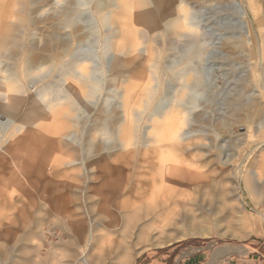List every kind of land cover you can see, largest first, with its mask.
<instances>
[{
	"label": "rangeland",
	"instance_id": "374dc122",
	"mask_svg": "<svg viewBox=\"0 0 264 264\" xmlns=\"http://www.w3.org/2000/svg\"><path fill=\"white\" fill-rule=\"evenodd\" d=\"M240 2L247 11L244 19L229 4L223 7L212 0L191 4L201 33L198 48L186 58L190 76L179 102L180 82L175 79L162 85L150 80L151 85L157 84V91L146 100L144 84L151 77V67L150 57L145 55L152 41L142 44L140 39L144 52L135 56L136 67L131 74L119 66L115 37L109 36L113 25L103 16L120 9V0L3 1L8 27L16 28L14 33H19L27 50L37 54L30 64H18L16 72L21 84L24 82L20 78L26 74L43 75L48 66L68 58L77 47L88 58L81 69L90 70V81L86 95L74 99L65 113L50 116L56 124L66 121L71 126L61 135L68 149L62 157L45 151L54 128V122H50L47 129L50 117L43 118L37 124L39 128L19 123V115L36 90V85L25 84L27 96L9 129L15 125L22 128L13 135L6 163L0 168V243L9 245V255L0 257V264H15L14 260L25 256L31 264H71L67 243L79 238L82 248L77 250L85 247L89 251L93 243L84 239L89 234L103 237L105 249L113 239L122 249L140 250L132 264H230L238 258L264 262V193L258 190L259 180L251 171L264 140V129L255 128L257 114H264V22L259 16L264 13V0ZM179 13L182 12L175 8L164 10L157 20L155 35L168 32ZM134 24L140 28L138 21ZM156 42L166 51L169 40ZM170 42L172 46L174 41ZM168 52V61L179 66L186 63L181 48ZM163 75L161 67L159 77ZM138 76L143 77L142 82L134 80L130 86V80ZM72 81L78 85L81 80L73 77ZM126 102L127 110L136 114V134L130 142L121 136ZM245 102L251 105L245 106ZM170 107H175L176 112L184 110L175 120L186 132L178 146L171 138L156 140L160 132L156 133L155 128L163 125L166 136L174 122L164 120V112ZM225 112L237 114L238 122L218 129L217 118ZM186 116L187 122L181 124V118ZM12 144L28 152L32 164L46 167L36 176L9 181L16 170L12 159L16 147ZM154 149L178 155L176 162L169 163L163 183L156 167L142 165L138 155L128 161L126 157L123 163L121 159L120 164L114 162L130 152ZM184 155L187 161L181 160ZM112 173L117 174L107 176ZM112 184L138 186L140 193L118 194L110 206H105L103 197L111 195ZM62 197L66 198L63 201L67 210L53 209ZM114 203L122 206L121 211L131 203L137 204L140 207L135 213L140 216L114 229L110 223L114 225L115 214L119 217ZM167 207L175 208L177 213L186 210L189 219L194 216L196 220L189 222L172 213L169 220L177 221L173 227L161 231L154 224L140 234L139 228L151 217L147 213ZM128 222L131 225L125 228ZM194 231L209 234L193 235ZM26 234L31 238L26 240ZM126 234L131 236L128 241L124 239ZM101 249L93 250L96 256Z\"/></svg>",
	"mask_w": 264,
	"mask_h": 264
},
{
	"label": "bare ground",
	"instance_id": "6f19581e",
	"mask_svg": "<svg viewBox=\"0 0 264 264\" xmlns=\"http://www.w3.org/2000/svg\"><path fill=\"white\" fill-rule=\"evenodd\" d=\"M3 1L4 0H0V79L3 85V89L0 91V168L2 169L6 163L5 161L7 159L6 156H8L7 153L9 150V143L13 139V135L22 128L19 125H15L12 129H9V127L12 126L10 125L11 122L14 120V118L16 119V117L18 116L19 109L22 106L25 97L27 96L25 84L26 85L29 84V86L36 85V90L33 92L32 96L30 97L31 98L30 104L25 109V111L19 115L18 120L20 124H34L36 125V127L39 128L40 126H38L37 124H39L43 118L47 119L50 116L56 117V115L66 111L67 107L71 106L72 101L76 99L78 96L86 95L87 94L86 89L88 88V84L90 81V70H88L87 72L86 71L83 72L81 69L82 62L86 61L88 58L84 57V54H81L79 47H77L73 50V52L69 55L68 58H63L58 63H56L57 65L52 64L48 66L45 69L43 75L36 76V75H31V73L26 74L25 76L20 78L22 82H24L23 84H21V82L17 77V72H16V68H18L17 67L18 64H20L21 61L25 62L26 64H30L34 59L37 58V54H35V52L32 53V51L27 50L26 46L22 42L19 33H14L16 28L11 27L10 29L8 27L7 24L8 20H6V16L3 12V5H2ZM212 1H215L217 4H220L223 7L229 4V6H232L236 10V12H238L239 17L243 19L247 15V11L245 8H243V4L240 2V0H212ZM201 2H203V0H120V4H119L120 9H118L117 11L116 10L113 11L111 15L108 13L103 16L104 20H110L112 22V24L110 25H113V29L109 28V34H110L109 36L115 37V51L119 57L118 64L120 67L127 69L130 74L132 73L133 70H135L134 68L136 67L135 56L143 54L144 52L141 42L142 44H145L146 41H152L151 44L148 43L147 53H146L147 55H145L147 57L148 56L150 57L149 67H151L150 70L151 77L149 80H147L146 82L147 84L146 83L144 84L145 85L144 89L146 90L144 94L145 96H147L146 100L152 98L157 91V84L151 85L150 80L156 82L158 81V83L162 85L163 83L168 81V79L169 80L175 79L180 82V88L177 93V99L179 102L183 100L184 98L183 93L185 91V88L187 87L186 83L188 82L190 76V66L188 61H186V58L187 56L193 54L195 52V49L198 48L197 47V42L199 41L198 36L201 33L199 31L201 25L199 26L197 22L198 20H196L195 11L194 9H192L191 4H198ZM257 6H259V4H257ZM174 8L177 10V12H182V13H179L178 17L175 18L173 21H171V26L168 32H165L164 34L155 35V28L157 26V20L159 16L162 14L164 10L174 9ZM128 11L132 12V14L131 15L127 14ZM259 16H261L264 22V13L263 14L261 13ZM64 21L68 23V19ZM135 21H138L140 28L135 26L134 24ZM140 39H142L141 42ZM157 39L169 40V42L166 44L167 46L166 51L165 50L162 51L159 48V46L157 45L158 43L156 42ZM170 41H174V44H172V46L174 47L171 46ZM174 48L176 49L181 48L183 50L182 56L186 62L185 64H183V66H179L174 61H168L167 59L169 58L168 50L173 51ZM262 52L264 56V46L261 49V54ZM162 55H165L163 62H161ZM9 67L12 69V71L10 72H8ZM161 67H163L164 69V75L162 77L161 76L159 77V69ZM73 77H78L81 80L78 85L72 81ZM142 78L143 77L141 76L132 78L130 80V86L132 85V82L134 80H138L142 82L143 80ZM243 93L241 92L240 98H242L241 96L244 97ZM244 104L246 106L250 103L245 102ZM127 105L128 102L125 103V118L123 120V128H121V136L122 137L125 136L126 138L129 139L128 141L130 142L131 140H133V137L136 134V129H137L135 124L136 114L135 113L133 114L131 109L128 111ZM56 107L57 108L63 107V109L56 110L55 109ZM246 108L251 109L252 106H247ZM177 111L178 112L175 111V107H170L164 112V120L166 122L170 120H174V122L170 125V129L168 130L166 136L162 132L161 127L163 125L160 128L157 127L158 129L155 128L156 133L160 132V136H158L156 140H158L159 138L167 137L176 140L175 144L177 146L180 145L181 143L180 140L184 139V135L186 134V132L183 130V127L180 124H178L179 122L175 121L177 119V116L184 110L178 109ZM257 115L258 118L256 119L255 122V128L256 130L258 129L257 131H261V129H264V114L262 115L259 113ZM187 119H188L187 116L182 117L181 124L187 122ZM238 119L239 116L237 114H234L233 112H229V113L225 112L224 114L218 116L216 122L217 127L218 129L228 127L231 124L238 122ZM53 120L54 119L52 117L48 119L47 129H49L50 122H54ZM53 127L54 128L50 131L52 138L51 140H49L50 142H48V147L45 151L46 152L50 151L54 153L56 152V154L62 157L63 155L67 154L68 149H65V145L63 143V138L65 137L61 135L63 131L70 129L69 127L71 126L68 122L61 121L58 124L54 122ZM70 133H72V130ZM156 140H154V142H156ZM262 142H261L262 146H261V152L259 158L255 160L256 162L254 163L251 171L255 175H257V178L259 180V183L257 184L258 190L264 193V140ZM15 147H16V155H13L14 158L12 159L16 162V167H14L16 170L12 174V178L9 181L14 179L21 181L20 178L28 179V177L30 176L33 177L34 174L36 176L46 167V165L40 163L32 164V162L30 161L31 159L29 153L26 151L24 152L23 148H20L18 146ZM170 152L172 153H169V151H160L159 149L140 152L139 154L138 152L137 153L130 152L124 156L121 155L120 159L114 162L115 164H120L121 159L123 163V160H125L126 157H127L126 161H128L132 159L134 156L138 155L142 165H146V166L150 165L156 167L157 175L160 177L163 183L167 180L166 169L168 168L169 163L176 162L177 158L175 157H178V155H176L173 151ZM187 157H188L187 155H184L181 158V160L187 161L188 160ZM49 170L51 171L50 168ZM120 170L121 169H118V171ZM116 174L117 173H112L111 175H107V176L112 177L115 176ZM156 181L157 180H154V182ZM158 182L159 181H157L156 183L158 184ZM8 184L12 185L10 183ZM104 184L108 185V182H105ZM48 187L50 186L48 185ZM159 189H161V187H159ZM110 191H111L110 193L111 195H106L103 197V202L105 206H110L113 197L115 198V196L118 194L125 195L129 193L131 194L140 193V189H138V186H134V185L120 186L117 184H112ZM154 194L155 193L153 192V195ZM67 195L69 194L67 193ZM28 197L29 196H27V198ZM65 199L66 198L63 197L62 200L58 199L57 202L53 204L52 208L57 211L67 210L68 208L67 204H65L63 201ZM131 204L125 206L124 210L121 211L120 209L122 208V206H120L117 203L116 204L114 203V207L119 211V217L117 216L118 214L114 215V225L110 223L111 227L115 229L117 225L121 224V222L125 220L129 221L133 218L137 219L138 216H140L135 213L136 212L135 210L138 209L140 206H138L136 203H135L136 205H131ZM184 205H188V204H184ZM157 206L159 207V205ZM174 209L175 208L167 207L164 210H161L160 212L158 210L154 212L153 210L152 212L150 211L149 213H147L146 216L148 217L149 215H151V217L139 228L140 234L144 232L146 228L154 224L155 226L159 227L161 231L164 230L166 227H173L177 223V221L175 218L169 220V217L171 216L172 213L173 215L175 213L176 215L184 216L186 221L189 222H191L192 219H194L193 221L196 220L194 216L190 220L189 213L186 210L177 213L174 211ZM130 225L131 222H128L127 226L124 224L125 228H129ZM84 232H85V226H84ZM169 232L171 231L169 230ZM191 233L193 235H203V236H207L209 234L208 232L205 231H194ZM130 237L131 236L126 234L124 239L128 241V238ZM30 238L31 237L26 234L25 239L28 240ZM102 238L103 237L95 238L92 234H89L88 236L84 235V239L86 241H90L93 243L89 251H86L85 247L84 250L82 249L77 250L78 248H82V244H81L82 242L79 238H77L75 241H69L67 244L68 247H70L69 260L71 264H132L133 256L140 252V250L130 251V249L128 248L122 249L121 244L117 243V240H113V239L109 241L108 246L105 249L104 243L101 244ZM101 247H103V249L99 250L98 251L99 255L96 256L93 250L95 248H101ZM8 248H9L8 244L0 243V257L5 258L7 257V255H9L7 253ZM14 261L13 263L15 264H24V263L31 264L28 257L26 256L24 258L18 259L17 261L16 260Z\"/></svg>",
	"mask_w": 264,
	"mask_h": 264
},
{
	"label": "crops",
	"instance_id": "0c3cea01",
	"mask_svg": "<svg viewBox=\"0 0 264 264\" xmlns=\"http://www.w3.org/2000/svg\"><path fill=\"white\" fill-rule=\"evenodd\" d=\"M230 264H264L263 261H258L256 263L251 262V260H244V259H234L230 262Z\"/></svg>",
	"mask_w": 264,
	"mask_h": 264
}]
</instances>
